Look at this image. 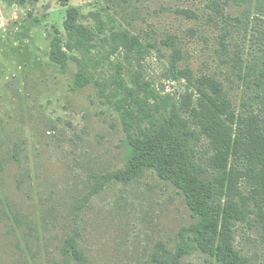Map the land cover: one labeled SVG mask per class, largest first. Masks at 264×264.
<instances>
[{"label":"rangeland","instance_id":"374dc122","mask_svg":"<svg viewBox=\"0 0 264 264\" xmlns=\"http://www.w3.org/2000/svg\"><path fill=\"white\" fill-rule=\"evenodd\" d=\"M70 8L92 42L67 36ZM183 8L197 10L195 18ZM171 35L182 42L179 66L247 100V83L234 76L246 74L251 47L264 46V0H0V264H79L69 240L84 264L170 261L181 231L197 218L154 170L127 184L108 179L125 168V135L99 86L110 93L117 83H147L178 99L186 83L174 79L170 51L160 44ZM56 38L64 68L51 60ZM79 72L83 88L75 86ZM205 102L206 118L220 121L218 139H236V122ZM212 146L201 137L197 149L203 157ZM249 224L236 230V246L250 264H264L262 223ZM178 264L214 263L192 252Z\"/></svg>","mask_w":264,"mask_h":264},{"label":"trees","instance_id":"16d2710c","mask_svg":"<svg viewBox=\"0 0 264 264\" xmlns=\"http://www.w3.org/2000/svg\"><path fill=\"white\" fill-rule=\"evenodd\" d=\"M194 11L197 10L183 8L179 12L195 18ZM63 27L67 36L81 45L94 40L90 30L76 23L72 8L66 10ZM59 41L56 38L51 46V60L64 68L67 58ZM220 43L225 49L224 42ZM160 44L170 51L174 79L186 83L187 90L178 99L157 92L147 83L135 88L117 83L110 93L99 86L100 96L119 115L125 135V168L108 179L127 184L149 169L181 193L197 221L181 231V242L168 252L170 261L166 264H178L182 256L192 252L204 254L214 264H250V258L236 246L235 234L240 224L250 226L251 220L262 223L259 227L264 229V46L252 44L246 74L234 76L247 83V100H243L242 96L237 98L234 89L228 91L219 79L210 75L195 79L188 68L179 66L184 57L178 37L171 35ZM86 79L79 72L75 86L85 87ZM204 100L236 122V139H218L220 121L206 118L207 110L201 107ZM192 101L196 107L188 106ZM159 107L161 114L156 116ZM198 113L203 118L200 133L195 126ZM242 134L247 137L245 144L240 140ZM201 137L213 142L210 155L206 152L202 157L197 149ZM248 181L253 183L250 188L245 186ZM67 248L79 264H84L73 241H68Z\"/></svg>","mask_w":264,"mask_h":264}]
</instances>
